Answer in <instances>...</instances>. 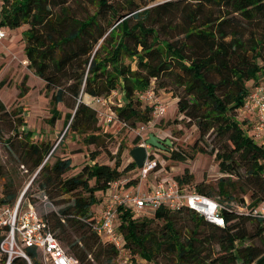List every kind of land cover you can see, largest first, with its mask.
<instances>
[{
	"label": "trees",
	"instance_id": "1",
	"mask_svg": "<svg viewBox=\"0 0 264 264\" xmlns=\"http://www.w3.org/2000/svg\"><path fill=\"white\" fill-rule=\"evenodd\" d=\"M79 1L88 2L91 12L75 15L72 4ZM148 1L154 0H2L0 25L26 24L22 35L28 66L45 87L55 85L49 100L50 123L60 115L56 104L69 102L65 129L87 132L95 122L94 110L79 95L106 96L114 90L120 98L109 103L110 109L131 127L149 118L150 107L141 105L139 94L148 87L172 90L177 113L195 125L199 139L212 141L209 152L222 173L215 191L188 185L192 175L186 170L173 177L177 185L224 201H241L247 193L249 205L264 202V146L248 137L240 124L243 128L247 124V129L249 124L235 117L249 91L264 85L258 82L264 76V0H165L146 6ZM77 59L83 64L81 71L60 82ZM24 135L31 137L26 131ZM86 137L94 138L89 133ZM54 149L43 141L23 149L22 163L37 169L32 181L38 189L48 197L54 193L70 199L43 219L56 240L64 242L68 251L63 250L80 264H113L117 250L91 230L89 223L96 215L91 207L110 182L137 169L135 163L131 160L119 169V146L112 165L97 163L91 155L90 162L64 176L73 167L71 159L49 161ZM191 151L195 152L193 146ZM169 157L183 160L185 153L170 149ZM15 199L14 189L4 183L0 205ZM182 211L192 223L185 237L174 220ZM221 215L223 225L218 226L187 207L171 211L159 206L150 217H133L118 206L116 228L125 252L146 264H158L155 256L161 251L176 264H264V222L229 209H222ZM153 220L161 222L159 230L151 228ZM246 224L251 225V234ZM202 235L218 246L207 257L199 247ZM257 238L261 244L253 243ZM23 251L29 262L15 256L10 264H40L34 247L24 246Z\"/></svg>",
	"mask_w": 264,
	"mask_h": 264
},
{
	"label": "rangeland",
	"instance_id": "2",
	"mask_svg": "<svg viewBox=\"0 0 264 264\" xmlns=\"http://www.w3.org/2000/svg\"><path fill=\"white\" fill-rule=\"evenodd\" d=\"M162 1L165 0L148 1L146 6ZM79 2V5L72 4V12L75 15L82 16L86 11L91 12L92 8L88 2ZM26 27V24L17 28L4 27L5 36L0 40V172L2 174L0 192L2 185L7 183L14 189L16 198L21 196V202L23 204L29 202L37 214L43 218L48 212L56 211L59 207L69 203L70 199L68 195L57 196L54 193H52V197H48L47 194L38 189L36 181H32L37 169L30 168L29 163H22V159L25 158L23 149L27 147V144L39 141L50 144L51 148L55 149L49 157V161H53L56 157H69L73 167L64 176L73 174L82 164L90 162L91 155H94V161L97 163L112 165L113 159L111 157L121 146L120 169L132 160L128 151L138 145L140 141V137L135 132V127L139 122L131 127H120L116 122L107 124L103 120V110L98 114V110H94L96 106L88 103L94 110L95 122L87 132L74 133L69 129L66 130V125H63L64 114L70 111L69 102H59L56 107L60 115L50 123L49 100L55 85L45 87L44 81L35 75L28 66L23 53L25 40L22 35V30ZM130 64L133 67V63ZM262 65V73L264 74V62ZM68 67V72L61 77L60 82H66L65 77L68 75L79 73L83 64L80 59H77ZM258 82H264V76ZM247 84L253 86L251 81H248ZM154 93L166 107L164 114L155 126L147 132H156L162 138L167 137L171 141V145L168 150L152 149L153 155L151 157L155 159L156 164L144 176L140 174L138 169L133 168L122 174L119 179L123 183L130 181L129 185H126L128 188L134 186L144 190L162 178H173L186 170L192 175L188 185L194 187L199 184L204 189L209 187L215 191L216 180L222 173L218 170L214 154L209 152L212 141L205 137L199 139L195 125L177 113L176 97L173 96L172 90L154 88ZM79 96L83 102L87 101L84 94ZM118 98H120L118 93L111 95L110 102H116ZM140 102L141 105L146 104L144 100ZM235 117L237 120L240 119L237 113ZM240 126L248 137L264 146V143L250 136L247 124L244 125V128L242 124ZM25 131L31 134L30 139L25 137ZM87 133L92 134L94 138L87 139ZM136 138H138L137 141ZM136 142L138 143L135 144ZM192 146L195 152L191 151ZM170 149L185 153V158L183 160L171 159L169 157ZM190 153H193L191 157L188 156ZM97 195L99 197V194ZM215 197L221 199L218 195ZM242 197L248 200L247 193ZM102 198L103 196H100L99 202L92 205L91 210L94 214L98 212ZM146 216L150 217L151 212H148ZM174 220L176 229L182 237H185L192 229L188 215L185 211L176 213ZM160 225L159 220H153L151 228L159 230ZM246 228L251 234V225L246 224ZM68 232L73 233L71 229H68ZM54 233H58V230ZM73 238L74 236H71V239ZM206 238L208 237L203 235L199 238L203 243L199 245L203 250V257H207L209 253L214 254L218 250V246L207 242ZM58 241L61 247L68 251L64 242L60 239ZM252 241L255 244H261L258 238ZM155 261L158 264H176L173 257L163 251L156 254ZM112 262L113 264H146L145 260L137 255L131 256L128 252L117 253Z\"/></svg>",
	"mask_w": 264,
	"mask_h": 264
},
{
	"label": "built area",
	"instance_id": "3",
	"mask_svg": "<svg viewBox=\"0 0 264 264\" xmlns=\"http://www.w3.org/2000/svg\"><path fill=\"white\" fill-rule=\"evenodd\" d=\"M2 0H0L1 7ZM5 36L4 27L0 25V40ZM111 91L106 96H86L84 103L94 104V110L100 114L103 110L105 123H118L120 127H128L124 121L118 120L110 109ZM139 99L144 100L150 107L149 118L135 127L140 137L138 145H143L145 155L140 167V174L144 176L155 167L152 147L144 143L146 132L151 130L165 112V104L159 99L151 87L146 88ZM89 106V105H88ZM101 108V109H100ZM239 120L249 124L250 136L264 143V85L254 86L246 96L244 103L237 108ZM154 134L158 135L154 132ZM162 138V137H161ZM98 212L89 223L90 228L101 240L113 245L117 253H124L123 239L116 226L118 224L117 207L127 208L133 217L146 215L159 206L174 211L187 207L205 221L218 226L223 225L222 209H229L251 218L264 222V202L249 205L242 197L241 201L230 199L220 200L200 193L192 187H179L171 177L162 178L150 187L140 190L137 187L128 188L118 179L109 183L103 192ZM24 246L34 247L39 255L40 264H80L74 256L65 252L49 229L47 222L37 214L29 203H22L21 196L11 204L0 205V264H10L15 256H20L29 262L23 251Z\"/></svg>",
	"mask_w": 264,
	"mask_h": 264
},
{
	"label": "water",
	"instance_id": "4",
	"mask_svg": "<svg viewBox=\"0 0 264 264\" xmlns=\"http://www.w3.org/2000/svg\"><path fill=\"white\" fill-rule=\"evenodd\" d=\"M143 141L146 145L160 150H168L171 145V141L167 137L161 138L153 132H147ZM128 154L136 167H140L145 155V149L143 145H136L129 149Z\"/></svg>",
	"mask_w": 264,
	"mask_h": 264
},
{
	"label": "crops",
	"instance_id": "5",
	"mask_svg": "<svg viewBox=\"0 0 264 264\" xmlns=\"http://www.w3.org/2000/svg\"><path fill=\"white\" fill-rule=\"evenodd\" d=\"M158 134V133H157Z\"/></svg>",
	"mask_w": 264,
	"mask_h": 264
}]
</instances>
